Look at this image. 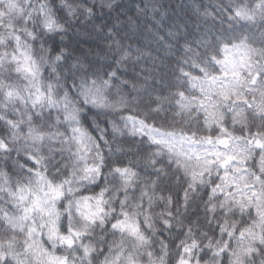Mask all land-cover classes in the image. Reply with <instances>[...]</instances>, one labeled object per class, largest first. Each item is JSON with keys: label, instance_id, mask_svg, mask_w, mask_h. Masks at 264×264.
<instances>
[{"label": "snow or ice", "instance_id": "obj_1", "mask_svg": "<svg viewBox=\"0 0 264 264\" xmlns=\"http://www.w3.org/2000/svg\"><path fill=\"white\" fill-rule=\"evenodd\" d=\"M0 264H264V0H0Z\"/></svg>", "mask_w": 264, "mask_h": 264}, {"label": "trees", "instance_id": "obj_2", "mask_svg": "<svg viewBox=\"0 0 264 264\" xmlns=\"http://www.w3.org/2000/svg\"><path fill=\"white\" fill-rule=\"evenodd\" d=\"M174 2H181V0H174ZM184 2H190V0H184ZM207 2V0H205ZM164 3H168V0H164Z\"/></svg>", "mask_w": 264, "mask_h": 264}]
</instances>
